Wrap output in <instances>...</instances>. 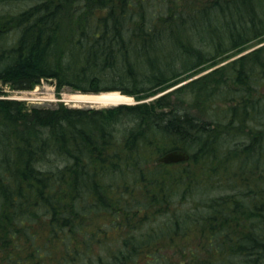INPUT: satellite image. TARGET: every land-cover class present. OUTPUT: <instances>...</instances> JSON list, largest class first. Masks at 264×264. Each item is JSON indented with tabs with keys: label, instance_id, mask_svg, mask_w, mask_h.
Returning <instances> with one entry per match:
<instances>
[{
	"label": "trees",
	"instance_id": "16d2710c",
	"mask_svg": "<svg viewBox=\"0 0 264 264\" xmlns=\"http://www.w3.org/2000/svg\"><path fill=\"white\" fill-rule=\"evenodd\" d=\"M3 27L2 83L141 100L264 41V0H0ZM0 264H264V44L148 102L0 97Z\"/></svg>",
	"mask_w": 264,
	"mask_h": 264
},
{
	"label": "rangeland",
	"instance_id": "374dc122",
	"mask_svg": "<svg viewBox=\"0 0 264 264\" xmlns=\"http://www.w3.org/2000/svg\"><path fill=\"white\" fill-rule=\"evenodd\" d=\"M21 3H17V4H9V5H5V6H1L2 9H4L5 11H11V12H15L18 13L23 7L20 6ZM68 22V21H67ZM63 27H66V23L63 24ZM1 31V30H0ZM8 35L11 34H6L4 36H2L3 38H1V40L4 43H8L10 44L11 40L8 37ZM261 43H264V41H257L255 43H253L249 48L252 49V47H257L259 45H261ZM250 50V49H249ZM248 51V50H247ZM246 52V51H244ZM242 52V53H244ZM160 53V52H158ZM242 53L240 54H235L233 56H231L228 59L222 60L221 62H219L217 65L215 66H208L205 70H202L190 77H187L185 79H183L181 82H179L178 84L180 86L184 85L185 83L193 80L194 78L201 76L209 71H211L212 69L216 68L219 65L225 64L229 61H232L234 59H236L237 57H239ZM229 84H227V87L225 88L223 93L220 94H216V97L224 96L226 98H217L215 102H212V105H214L213 107L214 110L218 109L222 111V117L227 118V116L225 114H228V112H226L225 110H223L226 105H223L224 103H227L228 105H231L232 103H230L232 97L236 96L239 97L240 92H236L234 89H230L229 88ZM178 86V85H177ZM174 87H170L168 89H165L164 91H162L161 93H165L168 92V90L172 91L174 90ZM0 89L3 91L2 95L0 97H4V98H8V99H15V100H22L25 102L27 107H33V106H38V107H56L59 104H66L68 106H73L72 103H67L65 102L63 99L64 94H71V93H75L76 90L70 86H66L64 88H58L56 85V80L55 79H43L38 85H36L33 89L30 90H18V89H14L12 86H10L9 84H4L2 83V81H0ZM215 91L216 88H210L207 87L205 89V91L203 92L204 95H208L210 97H215ZM155 95H152L151 97L145 98V99H141L143 101H151L152 98H154ZM172 103H173V108H175L176 113L180 114L183 113V111L190 109L191 111H195V108L197 107V103L195 101H191V96L189 94V90L187 89H182L179 90L178 92H176L175 94H173L172 96ZM215 97V98H216ZM212 99V98H211ZM194 103V106L193 104ZM192 104V105H190ZM206 104H211V101L207 102ZM78 107H90V105H80ZM94 107V106H93ZM94 108H100V107H94ZM210 110L213 111L214 110L209 108ZM164 111L168 110L167 108L163 109ZM226 112V113H225ZM245 131L248 130L247 127L244 128ZM237 131V130H236ZM245 134H243V132H236V136H231L230 142L231 144H237L238 142H241V140L244 142L247 141V136L244 137ZM238 140V142H236ZM176 164V163H173ZM224 192V191H223ZM195 194H193V192L188 193V196L191 197ZM194 198V197H192ZM182 244H179V246H181Z\"/></svg>",
	"mask_w": 264,
	"mask_h": 264
},
{
	"label": "bare ground",
	"instance_id": "6f19581e",
	"mask_svg": "<svg viewBox=\"0 0 264 264\" xmlns=\"http://www.w3.org/2000/svg\"><path fill=\"white\" fill-rule=\"evenodd\" d=\"M24 3H27L30 6L29 2H24ZM27 6H25V7H27ZM7 30H8L7 27H3L1 29V32L7 34ZM263 44L264 43H261V45H263ZM261 45H259V46H261ZM259 46L254 47V48L252 47V49L251 48H247V49L244 50L246 52L242 51L244 53H242V52H240V53H242L241 55H243V54H245L247 52H250V51L254 50L255 48H258ZM240 53H238V54H240ZM213 66H215V65H213ZM219 66H221V65H219ZM48 79H52V78H48ZM174 86H175V88H178L180 85L177 83V84L173 85L172 87H174ZM175 88H173V89H175ZM168 92H170V90H168ZM165 93H167V92H165ZM163 94L164 93L157 92V93H155V97L154 98H157L158 96H161ZM149 97H151V96H149ZM154 98H152V99H154ZM62 100H64L67 103H72L73 106H70V107H78L80 105H90L89 108H94V107L108 108V107L116 106L118 104H135V103H138V102H148V101H143V100H136V98L134 96L129 95V94L126 95L124 93H121L118 90H106V91H100L98 93H85V92H77V93H71V94L69 93V94H64V97H63ZM19 101H22V100H19ZM27 108H29V107H27Z\"/></svg>",
	"mask_w": 264,
	"mask_h": 264
},
{
	"label": "water",
	"instance_id": "95a60500",
	"mask_svg": "<svg viewBox=\"0 0 264 264\" xmlns=\"http://www.w3.org/2000/svg\"><path fill=\"white\" fill-rule=\"evenodd\" d=\"M189 153L184 149H173L158 157L157 162L176 163L187 160Z\"/></svg>",
	"mask_w": 264,
	"mask_h": 264
}]
</instances>
